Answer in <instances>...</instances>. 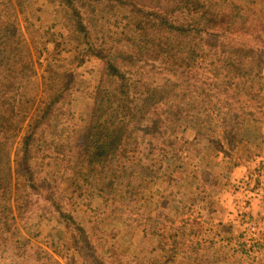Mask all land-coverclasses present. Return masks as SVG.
Masks as SVG:
<instances>
[{
  "label": "rangeland",
  "instance_id": "obj_1",
  "mask_svg": "<svg viewBox=\"0 0 264 264\" xmlns=\"http://www.w3.org/2000/svg\"><path fill=\"white\" fill-rule=\"evenodd\" d=\"M31 6L41 36L33 44L37 64L24 71L18 92V125L24 130L38 116L57 75L71 76L73 82L33 141L37 181L68 217L40 201L26 229L18 221L17 229L5 236L8 253L0 264H43L46 253L63 264H85L90 252L77 227L88 233L97 253L117 264H264V80L245 121L215 120L210 139L190 117L177 118L174 131L166 134L172 144L165 148V158L159 152L165 146L140 155L134 195L120 201L119 193H105L92 180L77 157L105 65L102 42L94 36L99 33L89 28L88 44L65 27L56 3L31 0ZM227 8L243 15L264 9V0H227ZM164 111L160 105L152 115L162 117L166 125ZM14 188V182L3 183L1 191ZM165 191L175 197L170 195L174 201L161 207ZM157 218L165 229L161 227L158 236H144L146 220ZM172 220L174 227H186V233L192 225L189 237L182 240V229H171ZM191 241L198 243L202 261L192 255Z\"/></svg>",
  "mask_w": 264,
  "mask_h": 264
},
{
  "label": "trees",
  "instance_id": "obj_2",
  "mask_svg": "<svg viewBox=\"0 0 264 264\" xmlns=\"http://www.w3.org/2000/svg\"><path fill=\"white\" fill-rule=\"evenodd\" d=\"M51 1L58 5L65 27L79 38L90 44L91 27L99 33L94 36L102 42L105 65L77 157L92 180L105 193H119L120 201L134 195L140 155L165 146L159 150L165 158V148L172 144L166 134L174 131L177 118L190 117L210 139L215 120L243 123L258 98L264 80V9L239 15L227 8V0ZM32 13L31 0H0V260L8 253L5 236L17 229L18 221L26 229L40 201L68 217L37 181L33 141L73 82L71 76L57 75L38 116L24 130L18 125V92L24 71L37 64L33 44L41 36ZM160 105L166 107V125L162 117L152 115ZM12 182L13 192L1 191L3 183ZM166 192L161 207L174 201L173 192ZM171 223V229H182ZM161 227L165 229L158 218L147 219L142 231L144 236H158ZM77 228L90 252L85 264H117L97 253L88 233ZM192 231V225L187 233L183 228L182 240ZM197 244L191 241L189 248L202 261ZM45 257L43 264H63L52 254Z\"/></svg>",
  "mask_w": 264,
  "mask_h": 264
}]
</instances>
